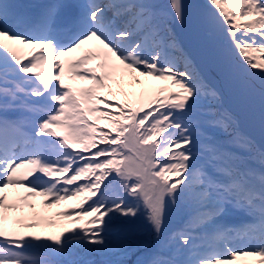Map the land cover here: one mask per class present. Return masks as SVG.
<instances>
[{"label": "snow or ice", "instance_id": "snow-or-ice-1", "mask_svg": "<svg viewBox=\"0 0 264 264\" xmlns=\"http://www.w3.org/2000/svg\"><path fill=\"white\" fill-rule=\"evenodd\" d=\"M27 7L0 0V264H124L108 256L129 248L142 252L135 264H264V0H59L35 17ZM241 72L261 81L258 131L224 107L222 88ZM126 85L141 86L138 101L108 99L135 97ZM22 96L34 98L22 104L30 127L15 115ZM69 201L54 220L37 212ZM182 205L192 209L173 237L191 253L183 260L165 240ZM26 209L32 222L10 215ZM230 212L252 218L235 231L259 246L197 251V231L232 243L219 223Z\"/></svg>", "mask_w": 264, "mask_h": 264}, {"label": "rangeland", "instance_id": "rangeland-1", "mask_svg": "<svg viewBox=\"0 0 264 264\" xmlns=\"http://www.w3.org/2000/svg\"><path fill=\"white\" fill-rule=\"evenodd\" d=\"M10 1H12L15 4L27 5L28 7L26 10L29 13L31 9H35L37 14H39L42 11V6L51 3L49 2L51 0H2V2L4 3H8ZM54 2H59V0H55L52 3ZM30 14L32 15V13ZM26 50L27 49H25L24 51L26 52ZM219 80L220 78L217 81ZM152 83L157 84L159 83V81H153ZM82 86H87V85L85 84ZM125 88H127V90H129L130 92L135 91L137 94L136 96H138L142 91L141 86L139 85H133L131 87L126 85ZM113 90L115 91V89ZM259 93H260V87L252 83L242 72L238 73L234 77V79L230 82V84H228L227 86H223L222 88V99L224 102V106L230 111L234 112L242 120H244V122L247 123L249 129L254 126L256 127L257 131H258V124H259ZM150 94L151 93L145 94L144 98L147 99V96ZM119 96H120V93L117 92L116 97H119ZM136 96L132 98H136ZM108 98L111 99L110 96ZM140 98L141 97H139L138 100ZM31 99H34V98L22 96L20 98V104H18L16 108L20 107L23 109L22 104L25 101H28ZM29 114L31 116L29 126H31L33 120L35 119V115L32 113H29ZM8 191L13 192L15 190H8ZM41 199L42 198H39V197L37 198L38 205ZM61 206H63V204L55 208H52V209H47V210L43 209V210L49 213V211H55L58 207H61ZM39 209L41 208L38 206L37 212ZM26 211L27 213L29 212L27 209ZM191 211L192 209L190 207L183 206V205L179 208H174L170 217L166 219V225H167L166 231L167 232L165 236L167 235V233H170L172 235L173 232L180 233L182 230H184L187 226ZM238 214H241V213L230 212L222 220H220L219 223L225 229H233L234 224L232 223V220ZM10 215L15 216L17 215V213H12ZM248 217L251 223L254 222L250 216ZM175 218L177 219L175 220ZM198 234H200V236H202V238L207 242V245H206L207 248H204V247L200 248L202 245L196 244L197 251L199 252L223 251L226 247H229V246L230 247H257L259 246L258 236L252 237L249 235V236L241 237L240 235H237L234 231H232L229 235V239L232 241L230 245L222 241L214 239L207 231H197L194 233V235L196 236ZM170 238L172 239V237ZM172 247H173L172 254L176 255L177 259H181V260L187 259L191 255V253H184L178 247H176V242H173ZM235 264H259V259L255 257H244V258L238 259L235 262Z\"/></svg>", "mask_w": 264, "mask_h": 264}, {"label": "trees", "instance_id": "trees-1", "mask_svg": "<svg viewBox=\"0 0 264 264\" xmlns=\"http://www.w3.org/2000/svg\"><path fill=\"white\" fill-rule=\"evenodd\" d=\"M154 3H157V4H160V5H164L167 3V0H153ZM206 2V0H205ZM28 50H26L27 52ZM180 67L183 68V63L181 62L180 64ZM245 76L252 82L254 83L256 86L260 87L261 86V81L259 79V76H256V77H248L246 75V73H244ZM161 83V82H159ZM157 83V84H159ZM125 91H128L130 92L129 90H127V88H125ZM111 99L109 100H119L121 103H124L126 100H129V101H132V102H136L138 101V98L140 97V94L138 96H136V98H132V97H126L122 94H120L119 97H113V96H110ZM101 107H103V105H101ZM225 107V106H224ZM226 108V107H225ZM227 109V108H226ZM229 110V109H227ZM115 111V110H113ZM230 111V110H229ZM232 112V111H230ZM234 116H236V118L239 120L240 124H241V130L242 131H248L249 130V127L247 125V123L244 122V120H242L240 117H238L234 112H232ZM98 126L100 129H104V130H108L109 128L112 127V125L108 124L107 120L105 119H101L98 121ZM118 187V185H114V188ZM121 192H123L122 189H120ZM75 202L73 201H70L67 203V205H64L61 206V207H58L55 211H49V213L45 212L42 208L38 210V212L40 213V215L42 216H45V217H51L53 218V220L55 219L53 217V213L56 212V211H59V210H62L64 209L66 206H72L74 205ZM141 211L143 212L144 209L141 207ZM22 217L24 219V222L27 223V222H32L33 220V217L30 216V213L25 210L24 213H17V215L13 216V217ZM177 218H175L176 220ZM57 224L59 223H62V222H59L57 221L56 222ZM10 227L12 228L13 231H15L16 233H35V234H38L40 236H47V235H55L57 234L59 231H60V228L59 227H46L44 225H42L41 227H37L35 229H27V228H24L22 227L21 225L19 224H15V225H10ZM167 229V228H166ZM151 232V227L150 225L148 224L145 216H141L139 221L137 222V230L135 232V236L139 239H143L148 233ZM167 232V231H166ZM170 233H167V235L165 236V240L167 241V244L169 246L172 247V244L173 242H176L173 237L175 234H178V232H173L172 235ZM169 235V236H168ZM172 237V239L170 238ZM198 239L196 240V242H199V243H196V244H201L202 246H206L207 245V242L202 238V236L200 235H197ZM170 238V239H169ZM202 238V239H201ZM117 239V237H113V240L115 242V240ZM151 243L153 244V246L155 245V241L152 240ZM29 254H33V253H29ZM142 256V252L141 250L139 249H135V248H129L127 250V254L123 253V252H120V251H116V252H113V253H110L108 258L109 259H112V260H118V261H123L124 264H135L136 260L138 257ZM93 259L99 261L100 260V257L99 256H95V257H92Z\"/></svg>", "mask_w": 264, "mask_h": 264}, {"label": "water", "instance_id": "water-1", "mask_svg": "<svg viewBox=\"0 0 264 264\" xmlns=\"http://www.w3.org/2000/svg\"><path fill=\"white\" fill-rule=\"evenodd\" d=\"M185 3H187L190 6L191 5H196L198 7H202L203 5L206 4L205 0H185ZM175 31H176L177 36L181 40L185 41L186 47L190 48V46L187 44V40H186V29L178 26V27L175 28ZM196 60H197V63L199 65L200 70L204 74L209 75L210 78H212L214 82L217 81L220 78L217 75L216 70L214 68L206 67L203 63L200 62L198 57L196 58Z\"/></svg>", "mask_w": 264, "mask_h": 264}, {"label": "bare ground", "instance_id": "bare-ground-1", "mask_svg": "<svg viewBox=\"0 0 264 264\" xmlns=\"http://www.w3.org/2000/svg\"><path fill=\"white\" fill-rule=\"evenodd\" d=\"M53 1H55V0H53ZM52 0L51 1H49V2H53ZM9 4H11V3H13L12 1H10V2H8ZM30 13H32V15L35 17V16H38V14L36 13V11H35V9H31L30 10ZM22 30H23V28H21Z\"/></svg>", "mask_w": 264, "mask_h": 264}]
</instances>
